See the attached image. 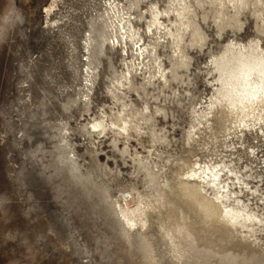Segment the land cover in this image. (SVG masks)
Instances as JSON below:
<instances>
[{
    "label": "rangeland",
    "instance_id": "obj_1",
    "mask_svg": "<svg viewBox=\"0 0 264 264\" xmlns=\"http://www.w3.org/2000/svg\"><path fill=\"white\" fill-rule=\"evenodd\" d=\"M53 1L15 0V6H6V0H0V264H145L141 254L128 248L117 235L103 211V204L96 209L100 211L98 215L91 213L92 199L86 195L100 192L109 197L108 201L114 203L117 210L119 206L133 208L139 202L149 204L156 199L159 190L149 172L173 177L177 169L173 170L174 163L179 166L206 156L211 160L214 157L215 163L230 164L238 176H247L244 179L249 189L257 188L259 192L249 196L251 199L247 202L243 201L264 218L263 142L252 162L244 150L237 147L233 151L244 158L233 163L237 158L232 156V150L217 148L214 153L205 152L196 144V152H193V144L189 146L187 141L181 144L180 138L175 136L179 121H175L171 125L170 142L164 140V152L154 162L152 151L161 146L145 137V126L138 122L142 118L154 119L146 112L143 117L140 115L149 103L153 112L164 115L165 123L170 117H176L177 113L171 109L184 106L179 97L180 87L190 89L185 99L191 98L193 93L199 94L202 105L197 107L202 110L216 92L213 86L216 83L209 75L212 57L223 52L228 42L248 43L258 36L257 20L250 11L242 13L237 27L227 28L219 36L213 24L204 26L205 41L194 48L188 47L187 67L181 70L184 75L181 80L173 81L176 88L169 86V91L163 95L148 93L149 88L155 89L156 81L149 83L140 68L136 73L138 77L130 76L132 84L121 88L114 96L110 91L114 78L128 71L125 65L131 68L137 64L132 60V44L127 48L114 47L112 40H108L103 50L91 58L94 76L88 79L92 80L90 90L86 88L88 54L85 44L91 30L90 20L104 12L106 3L125 6L127 0H56L57 8L48 17L45 10ZM144 2L133 8V17L138 16V10L139 13L146 12ZM48 20H59V24L51 26L47 24ZM147 21L136 18L134 23L144 39L150 42L149 35L145 34ZM262 45L264 47V36ZM158 51L163 63L171 61L170 48L161 45ZM193 65L197 66L195 78H190ZM135 79H140V86L136 85ZM201 83L203 86L197 87ZM169 92H174L171 98ZM134 93L135 100L132 99ZM171 100L177 103H171ZM98 120L108 125L115 122L121 126L124 120L130 124L126 134L118 133L115 128L99 134L88 128L89 121L95 123ZM85 128H88L87 132ZM161 131L167 132V129ZM246 138V147L255 143L251 135ZM93 140L106 149L112 148L114 154H106L99 146L90 147L89 142ZM62 142L69 145L80 182L88 179L83 182V191H77L80 188L63 177L46 179L54 173L50 165L53 155L57 154V143ZM121 142L126 146L127 156L120 151ZM133 144L137 148L129 151ZM191 151L200 155L193 158ZM168 152L171 154L167 155ZM165 155L167 159H163ZM229 184L231 189L234 184L239 191L240 186L234 179ZM57 192L62 193L57 196ZM245 195L247 193L240 198ZM76 196H79L78 202ZM153 218L150 217L153 224L147 234L153 246L151 254L159 264L256 263L251 261L253 254L247 258L240 250L219 255V247L204 252L203 248L192 249L185 243L183 246L189 254L177 260ZM137 236L138 229L130 232L131 240ZM256 237L259 246L264 248V229Z\"/></svg>",
    "mask_w": 264,
    "mask_h": 264
},
{
    "label": "bare ground",
    "instance_id": "obj_2",
    "mask_svg": "<svg viewBox=\"0 0 264 264\" xmlns=\"http://www.w3.org/2000/svg\"><path fill=\"white\" fill-rule=\"evenodd\" d=\"M142 1L146 0H135V2L134 0H127L125 6L106 1L104 12L90 20L91 30H89V35L87 34L88 39H85V49L88 54L86 60L88 63L86 81L88 84L86 88L90 90L89 83L92 80L88 79L94 76L91 69V58L103 50L108 40H112L114 47L120 45L127 48L132 44V60L142 61L141 64L147 60V63L152 65L155 59H160L161 64H163L162 54L158 51L161 45L170 48L172 53L170 60L178 59L175 55L177 46L188 59V47L194 48V46H199L205 41V25L209 27L210 23L213 24L216 28V34L219 36L227 28L237 27L241 22L242 13L249 10L257 20L258 36L248 43L228 42L223 52L212 57L209 75L213 76L212 80L216 83L213 85L216 87V92L213 99L207 102L204 108L201 106L203 109L199 111L198 116L194 111L195 119L199 123L188 133L187 143L191 146L193 142L199 141L197 143L199 148L205 152L213 153L217 148L233 151L240 147L249 157L250 162L256 160L257 152L262 146L261 143H264V47L262 45L264 0H182L190 9V13L187 14V19L184 21H181L178 14L173 16L155 15L151 7L146 12H141L137 17H133V8ZM56 8L57 1L54 0L46 8L45 13L49 17L54 14ZM182 9L183 5L179 10L173 11L177 13ZM159 11V5H157L156 13L158 14ZM136 18L139 21L148 20L145 34L146 36L149 35L150 42L144 39L140 33V28L134 23ZM173 20L179 29H183L180 42L175 40L173 36L163 33L164 28ZM58 22L59 20H48L47 24L56 26L59 24ZM153 24L157 25L154 29L152 28ZM150 29L153 34H150ZM176 31L177 29H172L173 34ZM138 42H140L139 48L136 47ZM134 65L137 64L134 63ZM220 67L226 70L223 77L217 72ZM139 69L138 66L137 71ZM160 70L163 71V69ZM145 75L147 74L145 73ZM128 83L129 85L132 84L131 77H129ZM73 101L75 102V100ZM96 123L97 121L93 124ZM111 124L116 125L115 129L118 133L124 132L126 134L130 123L124 120L121 126L115 122ZM121 128L124 131H120ZM109 129L112 128L103 121L102 131L95 133L103 134ZM247 135H251L255 143L246 147ZM62 140L65 141V138ZM55 149L57 154L53 155V162L50 165L54 169V173L46 179L63 177L65 181L72 182L76 188H80L77 191L85 190L83 182L87 178L80 182L77 163L74 158H71L72 152L69 145L63 144V142L57 143ZM191 154L193 158L197 157L192 151ZM232 156L237 158L232 161L233 163L244 158L243 155L234 151ZM204 160L206 161L204 179L201 180L191 178L197 176L199 170L185 171L183 167L189 163L194 167L200 162V159L190 160L179 165L173 177L149 172L159 187L156 199L149 204L139 202L133 208L119 206V210H117L115 204L108 201V196L100 192L89 193L86 196L92 199L89 207L91 213L98 215L100 211L96 209L103 204V211L111 221V226L116 230L117 235L121 240H124L128 248H133L141 254L145 264H159L155 256L151 254L153 246L147 234L153 224L150 217H154L162 239L168 242L170 252L177 260H181L189 254L186 247L183 246L185 243L192 249L203 248L204 252H210L219 247V251H217L219 255L236 253L240 250L239 252L244 253L247 258H251L250 255L253 254L254 257L251 261H256L255 264H264V248L259 246L256 237L257 233L264 229V219L259 212L252 211L249 205L240 198V195L245 193L247 196H256L259 192L258 189H249L248 183L244 179L247 176H238V172L230 164L215 163L213 159H209V156H206ZM208 165L213 166L209 169ZM225 174H227L228 181L234 179L240 186L239 191L233 192L232 195V199L237 201V205L229 213L222 212V201L227 193L232 191L229 183L224 184L221 188V181ZM209 176L212 177L215 194L205 187V181ZM247 189H249L248 192ZM59 193L57 192V196L60 195ZM71 197L73 196L71 195ZM78 197H75L77 202ZM70 204L68 203V205ZM141 204H144L143 208L140 207ZM129 224H132L133 227L130 228ZM134 229H138V236L131 240L130 232ZM244 262L241 264H246Z\"/></svg>",
    "mask_w": 264,
    "mask_h": 264
},
{
    "label": "snow or ice",
    "instance_id": "obj_3",
    "mask_svg": "<svg viewBox=\"0 0 264 264\" xmlns=\"http://www.w3.org/2000/svg\"><path fill=\"white\" fill-rule=\"evenodd\" d=\"M135 2V0H134ZM167 4V7L165 5ZM159 5V13H156V6ZM181 5H183L182 11H178L177 13H174L173 10H179L181 8ZM151 7V10L155 15L158 16H173L174 14H178L180 16L181 21H184L187 19V14L190 13V9L186 7V5L182 2V0H146V2L143 3V10L147 11ZM139 10L137 12V15H139ZM170 25V26H169ZM157 25L153 24L152 28H156ZM175 28L177 29L176 33L173 34L172 29ZM183 29H179L177 23L175 20L169 22V24L164 28L163 33H166L168 36H173L175 40L178 42L181 41V32ZM150 34L152 33V30H149ZM146 42V41H145ZM137 48L140 47V42L137 43L136 45ZM175 55L178 58L177 60H171L168 61L166 60L163 64H161L160 59H155L154 63L152 65H149L147 63V60H144V63H140L137 61L138 66L143 70L142 72H145L148 77V82L151 83L152 81H156V87L155 89L149 88L147 90L148 93L155 95L156 93H159L160 95H163L166 91H169V86L171 88H176L177 85L173 83V81H178L181 80L184 73L181 71L185 67H187L186 64V57L180 52L179 47H176ZM196 65L192 66L191 72L189 73L190 78H195V73H196ZM125 68H128V65H125ZM160 69H163L161 71ZM225 69L223 67H220L217 69V72L223 75L225 74ZM179 72V75H178ZM137 73V68L136 66H133L131 68H128V71L126 72H121L118 74L116 78H114L112 86L110 91L113 93L115 96L116 94L120 93L121 88H127L129 87V77L130 76H136ZM167 78V79H165ZM135 83L139 84L140 79H135ZM219 83V81H218ZM203 84L201 83V87ZM190 91V89L186 87H180L179 89V97L180 101L183 102L184 106L181 108H174L171 109V111H174L177 113L176 117H170L165 123L164 115L153 112L152 111V104L149 103V106L147 108H142V111L140 113L141 117H143L144 113H149L151 117H154V119H140L138 122L140 124H143L144 127V132L143 134L145 135L146 138H151V141L155 145H160L161 147L157 148L155 151H152V156H153V161L155 162L156 158L160 156L161 152H164V140L169 139L172 137V124L175 121H179V123L176 124L177 128H179V131L175 133L176 137L180 138V143L184 144L188 140V135L187 133L190 131L191 128L195 127L196 124L199 123L198 120L195 119V117L192 116V111H196V115H199V108L197 107L198 105L201 104V100L199 98L198 93H193V96L191 98L186 97V93ZM211 91V89H209ZM170 98L174 95V92H169ZM132 99H136L135 93L132 96ZM171 103H177L176 100H171ZM206 106V105H205ZM123 115V113H122ZM159 117V119H157ZM95 119V117H93ZM150 125V126H149ZM157 125L160 127L158 128ZM103 127V121L98 120L96 124L91 123V121L88 122V128H91L92 132H101ZM108 127L115 128V124H110ZM88 128H85L84 131L87 132ZM167 129V132L161 131V129ZM120 131H124L123 128L120 129ZM198 135V133H197ZM87 140V139H86ZM90 147L91 146H99L102 150L106 152L108 155H113V149L108 148L106 149L104 145L99 144L98 141H90ZM199 143V141L193 142L192 146V151L196 152V144ZM126 146L124 145L123 142H121L120 146V151L124 153L125 156L128 155L127 152H124V148ZM129 147V146H128ZM137 148L136 144H133L129 147V151L131 149ZM171 152H168L167 155H170ZM141 155H144V153L141 151ZM167 155L163 157V159H167ZM197 156H199V153H196ZM215 159V158H213ZM218 162V161H217ZM206 161L201 157L200 162L193 165L191 163L184 165V170L185 171H196L199 170V174L195 177H191L192 179L196 180H201L204 179V168H205ZM177 163H174L172 165L173 170L177 168ZM213 165H208V168L210 169ZM150 167V166H149ZM229 183L227 180V174H225L224 179L221 181V188H223L224 184ZM205 187L209 189V191L214 193V185H212V177L209 176L208 179L205 181ZM138 188V187H137ZM236 189L234 187V184L232 185V191L227 193V196L224 198L222 201V212L223 213H229L233 208L236 207L237 201L232 199L233 192H235ZM251 197L245 195L242 197V200L247 202ZM141 208L144 207V204L140 205ZM264 219V218H262ZM129 227H133L132 224H129Z\"/></svg>",
    "mask_w": 264,
    "mask_h": 264
},
{
    "label": "clouds",
    "instance_id": "obj_4",
    "mask_svg": "<svg viewBox=\"0 0 264 264\" xmlns=\"http://www.w3.org/2000/svg\"><path fill=\"white\" fill-rule=\"evenodd\" d=\"M7 4H11L12 6H15V0H6V6ZM201 85H197V87H200Z\"/></svg>",
    "mask_w": 264,
    "mask_h": 264
}]
</instances>
